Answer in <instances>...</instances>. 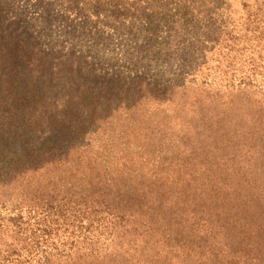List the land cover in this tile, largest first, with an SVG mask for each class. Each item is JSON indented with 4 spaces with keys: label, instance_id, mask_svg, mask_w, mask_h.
<instances>
[{
    "label": "trees",
    "instance_id": "trees-1",
    "mask_svg": "<svg viewBox=\"0 0 264 264\" xmlns=\"http://www.w3.org/2000/svg\"><path fill=\"white\" fill-rule=\"evenodd\" d=\"M67 1L84 18L59 40L53 26L68 16L53 0H38L42 31L0 0V264H264V121L253 119L263 133H195L197 147L191 133L116 138L84 126L121 110L131 119L141 102L255 89L264 0L244 4L240 27L226 0ZM114 35L135 43L119 59ZM82 36L91 55L70 42ZM240 56L249 65L237 74ZM223 66L232 76L217 82ZM239 140L252 172L237 168Z\"/></svg>",
    "mask_w": 264,
    "mask_h": 264
},
{
    "label": "rangeland",
    "instance_id": "rangeland-1",
    "mask_svg": "<svg viewBox=\"0 0 264 264\" xmlns=\"http://www.w3.org/2000/svg\"><path fill=\"white\" fill-rule=\"evenodd\" d=\"M10 7L19 9L29 23L35 24V29L42 31L40 24V18L45 13L43 7L38 5V0H6ZM47 1V0H46ZM53 8L55 11L59 12L68 18L62 20L63 22L53 26V32L56 38L59 40L65 39L63 29H71L70 26H75L84 18L83 15L79 14L77 7L67 0H53ZM88 1V0H87ZM227 1V14L233 20L236 25H241L245 19L244 4L249 7H254L259 3V0H226ZM86 9L89 7L91 11V5L84 3ZM81 8V7H78ZM66 23V24H65ZM66 25L65 27H63ZM67 27V28H66ZM78 31H81L80 24L77 26ZM240 27V26H239ZM110 33L112 31L110 30ZM77 33H75L76 35ZM80 35V34H77ZM115 36V35H114ZM71 37V36H70ZM69 38V37H68ZM72 45L76 49H82L86 54L91 55V40L87 37L70 39ZM124 43H130L134 45L132 41H124L121 38L112 37L109 48L114 49L116 52L113 57L118 59L122 57L123 50L127 48ZM137 44H141L142 41L138 40ZM174 46V45H173ZM90 52V53H88ZM247 52L246 55H248ZM245 56H240L234 59L235 62L238 61L235 73H241L242 69L247 67L248 62H244ZM120 62V61H119ZM178 60H173L169 64H163L162 69L166 72H172L175 69ZM216 65V62H211V67ZM216 69L215 77L218 79L217 82L223 79H229L232 76V70L223 66L222 71ZM212 69V70H213ZM157 71V69L155 70ZM153 69L150 70L151 73H155ZM214 71V70H213ZM247 71H250L247 69ZM261 74H256L258 83L254 84L256 87H250L240 91L238 90L230 98L226 97L228 92L223 93L222 100L220 101H208V102H197L191 103L190 101L178 102L174 104H165L164 106L157 107L155 103L148 101V103L141 102L142 104L137 105L135 109V114L131 119H127L123 110L119 111L114 115V118L108 123L102 125L100 128L96 123H91V118H88L84 123L87 127L86 133H91V129L97 128L95 133H109L106 137H111L113 135L117 138V133H126L128 137L135 136L136 133H191L190 143L195 147L198 146V136L195 133H263L262 131H256L255 126L261 127V122L253 126V119L259 121H264V68L260 69ZM222 78V79H221ZM259 86L262 89H259ZM213 89L215 86L212 87ZM192 95V94H191ZM253 95H256L258 100H261L258 105L256 101H253ZM262 96V97H261ZM257 100V101H258ZM255 102V104H254ZM262 103V104H261ZM77 110H91V102L81 103L77 105ZM133 110V109H132ZM200 119H204L201 123ZM103 128H105L103 130ZM105 137V136H104ZM249 141V140H248ZM247 142V140H239L235 145V150L238 158L240 159L237 168L247 169L248 171H253V150L246 153L244 150L240 149V146ZM109 152L112 149L108 148ZM227 151L220 149L218 154H225ZM251 161L248 162V159Z\"/></svg>",
    "mask_w": 264,
    "mask_h": 264
}]
</instances>
